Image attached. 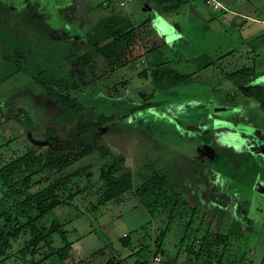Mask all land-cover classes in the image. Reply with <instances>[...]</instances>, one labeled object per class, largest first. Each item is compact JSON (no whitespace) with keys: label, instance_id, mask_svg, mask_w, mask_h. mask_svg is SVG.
I'll return each mask as SVG.
<instances>
[{"label":"rangeland","instance_id":"1","mask_svg":"<svg viewBox=\"0 0 264 264\" xmlns=\"http://www.w3.org/2000/svg\"><path fill=\"white\" fill-rule=\"evenodd\" d=\"M220 1L224 8L219 10L204 0H191L178 11L160 14L149 0H0V115L5 122L0 145L9 140V145L0 149V166L24 154L28 147L46 149L49 127L54 126L65 145H70L81 117L114 116L115 121L101 129L104 134L100 142L123 155L136 185L144 179L142 174L154 170L180 173L183 184L190 189L184 197H194L193 203L201 210L200 217L193 220L194 228L208 227L211 218L201 225V215L212 206L213 216L222 222V233L229 232L235 218L243 233L250 236L248 242L244 234L227 246L222 264H264V110L256 99L242 95L239 83L229 77L243 67H256L254 82L264 83V0ZM114 13L136 25L148 17L156 18V38H164L165 45L118 70L105 82L75 93L87 110L72 122L54 121L60 108L53 103L47 105L44 88L21 71L13 75L17 67L14 60H8L15 52L13 44L26 46L23 49L36 45L32 58L40 60L44 55L41 42L46 45L60 41L72 54L71 72L76 77V57L91 51L87 31ZM157 57L170 61L182 73L197 75L185 85L159 89L150 76L143 75L144 70L149 73ZM147 103L153 106L141 108ZM11 106L27 110L34 125L24 117L8 115ZM190 126L196 127L195 132L189 130ZM213 142L230 150L228 155L217 152ZM241 153L250 157L246 163L245 157L239 159L246 164L242 168H235L234 163L223 164L226 158ZM112 159L96 153L69 168L74 172L87 167V173L93 174L90 181L86 174L80 179L82 185L92 187L88 199L60 206L45 218L47 223L55 219L65 224L68 240L74 245L69 264H107L111 257L127 258V264H134L138 258L153 261L159 238L169 226L167 215L157 213L152 217L132 193L95 214L86 212L90 201L96 202L103 190L100 174ZM145 164L148 170H143ZM191 208L183 221L170 225L162 241L172 258L180 251ZM127 234L132 237L131 248H124L120 241ZM29 238L22 235L13 240L5 264H25L20 251ZM142 243L148 245V251L132 257ZM55 245H63L59 237ZM103 248L104 256L91 257ZM42 257L39 255L37 260ZM188 257V264H205V256L198 261L186 253L178 264ZM163 263L160 256L157 264ZM45 264H51V260Z\"/></svg>","mask_w":264,"mask_h":264},{"label":"trees","instance_id":"2","mask_svg":"<svg viewBox=\"0 0 264 264\" xmlns=\"http://www.w3.org/2000/svg\"><path fill=\"white\" fill-rule=\"evenodd\" d=\"M149 1L162 14L178 11L185 2L191 0ZM155 20L148 17L143 23L136 25L128 17L116 13L99 20L86 33L89 35L87 40L91 51H85L76 57L75 66L79 70L76 77L71 72L74 65L69 59L72 54L62 46L60 41V44L56 41L48 42L46 45L41 42L40 49H43L41 52L44 55L40 60L38 57L32 58V54L37 51L36 45L23 49L26 46L13 44L15 52L8 60H14L17 67L13 75L21 71L30 76L33 83L40 84L44 88L48 97L47 105L53 103L60 108L58 115L53 118L54 121L72 122L76 115L87 110V106L74 96L75 93L105 82L118 70L165 45L164 38L157 41ZM257 74L256 67H243L229 77L239 83L238 89L242 95L256 99L264 110V83L254 82ZM143 75L146 78L150 76L154 86L165 90L189 83L197 73H182L170 61H163L157 57L151 64L149 73L144 70ZM152 106L151 103H147L141 108ZM7 113L17 119L24 117L31 126L34 125L29 112L22 107L11 106ZM114 121V116L106 115H97V118L93 115L81 117L78 119L76 130L72 133L75 138L70 145H65L54 126L49 127L46 132L49 137V146L46 149L28 147L24 154L0 166L2 193L0 197V264H5V260L10 257L8 249L13 240H17L22 235L30 237L20 251L25 264H45L48 260H51V264H69L68 260L72 258L74 250L73 243L68 240L69 233L65 224L55 219L47 223L45 218L60 206L74 205L78 199L84 198L83 201L88 199V192L92 187L82 185L80 179L86 174V178L90 181L93 174L87 173V167L74 172L68 170L74 164L96 153L104 158L112 156L113 159L102 169L100 177L103 181V190L98 193L99 196L97 194L96 202L90 201L91 209L88 208L86 212L93 211L95 214L101 207L109 203H120L124 201L127 194L132 193L152 217H155L157 213L168 217L169 226L159 238L160 243L156 247L153 261L149 258H138L134 264H157L158 261L155 259L160 256L163 257V264H178L184 253L188 256L194 255L198 261L205 256V264H213L212 260H216L219 264L224 262L225 248L233 245L236 239L245 234L241 224L234 218L229 232L222 233L220 231L222 222L213 216L211 206L205 213L203 212L204 216L201 215V225L203 223L206 225V219L211 218L208 227L205 230H202L200 226L194 228L193 220L195 217H200L201 210L197 203H193L196 201L194 195L191 196L193 200L184 197V193L190 189L183 184L180 173L172 175L154 170L145 175L142 174L144 179L136 185L133 170L126 165L123 155L116 154L112 147L100 142L104 134L101 129ZM4 124L0 115V130ZM188 128L195 132V126ZM8 145L9 140L0 145V149ZM212 146L217 152L222 151L225 156L230 152L215 142ZM242 156L245 157V163L250 160L245 153H241L233 158L230 156L231 159L226 158L223 164L234 163L235 168H242V165H246L242 162L243 160H239ZM250 167L249 164L247 168ZM142 168L148 170L149 165L145 164ZM55 175L57 176L53 177ZM36 188L39 189L33 191ZM190 206L193 207L191 219L184 224L180 251L176 257L172 258L169 256V251L163 247L162 241L170 225L186 218ZM207 214L210 215L209 218ZM56 237H59L63 243L61 247L55 245ZM245 238L248 242L250 236L245 234ZM120 241L124 248L133 246L130 234ZM148 248V245L143 244L131 256H141L145 250L148 251ZM105 251V248L100 249L91 257L96 259L100 255L104 256ZM39 255L43 257L37 260ZM189 261L190 257L183 264H188ZM107 264H127V258L111 257Z\"/></svg>","mask_w":264,"mask_h":264},{"label":"built area","instance_id":"3","mask_svg":"<svg viewBox=\"0 0 264 264\" xmlns=\"http://www.w3.org/2000/svg\"><path fill=\"white\" fill-rule=\"evenodd\" d=\"M207 4L210 6H214L215 9H220V8H223L224 5L223 3L220 1V0H206ZM160 260V257H157L155 259V261H159Z\"/></svg>","mask_w":264,"mask_h":264},{"label":"crops","instance_id":"4","mask_svg":"<svg viewBox=\"0 0 264 264\" xmlns=\"http://www.w3.org/2000/svg\"><path fill=\"white\" fill-rule=\"evenodd\" d=\"M73 250H74V245H73Z\"/></svg>","mask_w":264,"mask_h":264}]
</instances>
